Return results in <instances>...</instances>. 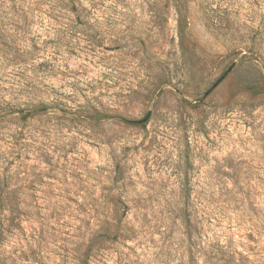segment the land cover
Wrapping results in <instances>:
<instances>
[{"label": "rangeland", "instance_id": "374dc122", "mask_svg": "<svg viewBox=\"0 0 264 264\" xmlns=\"http://www.w3.org/2000/svg\"><path fill=\"white\" fill-rule=\"evenodd\" d=\"M0 264H264V0H0Z\"/></svg>", "mask_w": 264, "mask_h": 264}, {"label": "trees", "instance_id": "16d2710c", "mask_svg": "<svg viewBox=\"0 0 264 264\" xmlns=\"http://www.w3.org/2000/svg\"><path fill=\"white\" fill-rule=\"evenodd\" d=\"M185 222H186V223H188V222H189V220H186Z\"/></svg>", "mask_w": 264, "mask_h": 264}]
</instances>
